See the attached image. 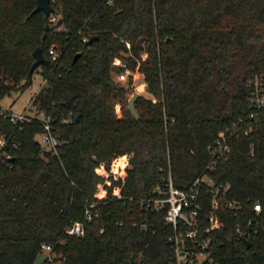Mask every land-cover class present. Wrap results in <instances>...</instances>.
Returning <instances> with one entry per match:
<instances>
[{"label":"trees","instance_id":"16d2710c","mask_svg":"<svg viewBox=\"0 0 264 264\" xmlns=\"http://www.w3.org/2000/svg\"><path fill=\"white\" fill-rule=\"evenodd\" d=\"M35 5L0 0V99L31 85L41 47L44 85L31 104L65 142L41 153V119L11 121L0 106V264H33L42 243L51 250L41 264H168L171 228L137 199L167 174L188 188L202 173L228 183L214 199L197 185L200 213L222 223L207 234L212 260L264 264V118L251 120L246 102L247 81L264 84V0H54L59 29ZM122 63L151 96L134 98L137 118L113 79ZM215 138L227 144L224 155L207 149ZM118 158L121 178L105 176L100 164L111 172ZM115 187L132 198L116 199ZM73 221L80 235L66 234Z\"/></svg>","mask_w":264,"mask_h":264},{"label":"built area","instance_id":"2783aa9c","mask_svg":"<svg viewBox=\"0 0 264 264\" xmlns=\"http://www.w3.org/2000/svg\"><path fill=\"white\" fill-rule=\"evenodd\" d=\"M58 19L59 17L53 12L48 15V20L51 25L59 29L62 26L58 24ZM81 40L85 41L86 38L82 37ZM48 53L51 58L56 57L57 51L53 45L49 47ZM121 67H123V70L119 72V77H122L127 70L124 63L121 64ZM246 85L248 87L246 102L250 109L248 114L249 118L251 120L264 118L263 82L254 76L247 81ZM37 92L38 90L35 94ZM3 111L11 121L19 122L30 117L26 116L24 113L16 114L6 109H3ZM37 114L41 115L40 119L42 122L41 130L35 134V139L39 144L40 151L43 154H56L58 152V147L64 143L65 140L53 133V126L49 115H45L43 112H37ZM250 125V122H245L244 128L242 129L244 134L250 129ZM231 128L229 134L236 132L234 125H232ZM3 142L4 140L0 136V145H2ZM207 149L213 156H221L227 153L229 148L227 144L215 138L211 144L207 145ZM5 156L9 157V153ZM118 164H111V168L113 169L111 172L105 170L102 164H100V171L103 172L105 176H112L113 178L120 177ZM208 168L211 167L208 166ZM199 184H204L210 188L212 199H214L217 192L225 197V191L228 189V183L214 184L213 178L207 173H202L197 176L188 188H179L173 185L170 175L167 174L166 178L162 180L161 185L153 187L151 190L153 195L138 197L137 199L139 204H144L145 207H149L154 211H162L164 223L171 228V233L167 236V241L172 253V259L168 264H202V262L205 261L208 264H217L211 258V249L209 247L210 240L207 234L211 230L219 228L222 223L212 210L208 213H200L197 188ZM115 189L116 192L113 195L116 199L132 198L131 196L121 195L118 187H115ZM94 203V201H90L88 205L84 207L83 213L85 217L89 218L92 214L90 207L93 206ZM224 205L236 209L239 206V202L225 198ZM251 209L255 215H258L260 211L259 203L254 201ZM95 214L96 211L93 212V215ZM81 233L82 226L78 221H73L66 226V234L80 235ZM40 248L49 255L51 250L50 244L42 243ZM202 256L206 258L202 259Z\"/></svg>","mask_w":264,"mask_h":264},{"label":"rangeland","instance_id":"374dc122","mask_svg":"<svg viewBox=\"0 0 264 264\" xmlns=\"http://www.w3.org/2000/svg\"><path fill=\"white\" fill-rule=\"evenodd\" d=\"M54 0H52L53 4ZM53 26V25H52ZM120 72V71H119ZM119 72L113 74V79L117 84L122 85L126 91V101L132 94L141 95L146 98H151L149 92L146 90V84L142 80V75L137 70L127 69L122 77H119ZM44 85V81L39 73V67H36L33 71V80L29 87L23 89L22 91L13 90L9 94L4 95L0 99V106L3 109L9 110L13 113H24L26 116H35L41 118V115L35 112V108L32 106L31 98L34 96L35 92L39 90L41 86ZM116 117H120L118 105L115 107ZM119 162H124L121 158H118ZM117 161V164H118ZM116 189L114 188L112 193L114 194ZM101 196V193H98ZM47 256V252L41 251L33 264H41L43 259ZM206 258L202 256V259Z\"/></svg>","mask_w":264,"mask_h":264},{"label":"water","instance_id":"95a60500","mask_svg":"<svg viewBox=\"0 0 264 264\" xmlns=\"http://www.w3.org/2000/svg\"><path fill=\"white\" fill-rule=\"evenodd\" d=\"M37 10H42L46 16L49 15L51 12L54 11V7L52 5V0H36V5H35V8L33 9V11H37ZM47 24L48 23H47V20L45 18V27L47 26ZM93 37H94L93 35L89 36V38L87 39V42H89ZM78 54H79L78 52L75 53L72 59L74 60ZM32 55H33L34 59H33L31 65L27 71V74H26L29 82L32 80V75H33L34 69L47 62V58L45 57L41 47H39V46H37L33 49ZM135 97H136V94H132L131 96H129L127 98L126 108L128 109V111L130 112V114L134 118H137V112L133 107V100ZM242 240L246 245L248 244V240L246 238L242 237Z\"/></svg>","mask_w":264,"mask_h":264}]
</instances>
